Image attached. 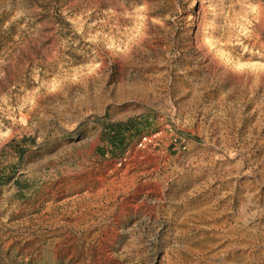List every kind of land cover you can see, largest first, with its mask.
Segmentation results:
<instances>
[{
	"label": "rangeland",
	"instance_id": "obj_1",
	"mask_svg": "<svg viewBox=\"0 0 264 264\" xmlns=\"http://www.w3.org/2000/svg\"><path fill=\"white\" fill-rule=\"evenodd\" d=\"M0 264H264V0H0Z\"/></svg>",
	"mask_w": 264,
	"mask_h": 264
},
{
	"label": "built area",
	"instance_id": "obj_2",
	"mask_svg": "<svg viewBox=\"0 0 264 264\" xmlns=\"http://www.w3.org/2000/svg\"><path fill=\"white\" fill-rule=\"evenodd\" d=\"M157 134H159V132L156 133L154 136H156ZM147 139H148V136H144V137L142 138V141H141L140 145H142V143H143L144 141H146Z\"/></svg>",
	"mask_w": 264,
	"mask_h": 264
}]
</instances>
